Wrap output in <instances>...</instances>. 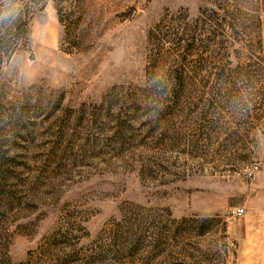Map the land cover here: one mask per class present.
<instances>
[{
    "label": "rangeland",
    "instance_id": "rangeland-1",
    "mask_svg": "<svg viewBox=\"0 0 264 264\" xmlns=\"http://www.w3.org/2000/svg\"><path fill=\"white\" fill-rule=\"evenodd\" d=\"M9 9L0 264H264V0Z\"/></svg>",
    "mask_w": 264,
    "mask_h": 264
},
{
    "label": "built area",
    "instance_id": "built-area-1",
    "mask_svg": "<svg viewBox=\"0 0 264 264\" xmlns=\"http://www.w3.org/2000/svg\"><path fill=\"white\" fill-rule=\"evenodd\" d=\"M261 171H262V167L258 164H255V165L248 167L247 169L243 171V177L248 182H252L255 179L256 175L259 174ZM244 213H245V210L239 207L231 208L229 210V215L231 217L243 216Z\"/></svg>",
    "mask_w": 264,
    "mask_h": 264
},
{
    "label": "crops",
    "instance_id": "crops-1",
    "mask_svg": "<svg viewBox=\"0 0 264 264\" xmlns=\"http://www.w3.org/2000/svg\"><path fill=\"white\" fill-rule=\"evenodd\" d=\"M37 20H41V21H44V20H50L52 22V25H53V33L52 35H56V31H58V17H57V14L53 12V9L50 10V8H45L43 12H40L38 15H37ZM47 34H48V31H47Z\"/></svg>",
    "mask_w": 264,
    "mask_h": 264
},
{
    "label": "clouds",
    "instance_id": "clouds-1",
    "mask_svg": "<svg viewBox=\"0 0 264 264\" xmlns=\"http://www.w3.org/2000/svg\"><path fill=\"white\" fill-rule=\"evenodd\" d=\"M16 12L12 9L0 12V21L10 20L14 18Z\"/></svg>",
    "mask_w": 264,
    "mask_h": 264
}]
</instances>
